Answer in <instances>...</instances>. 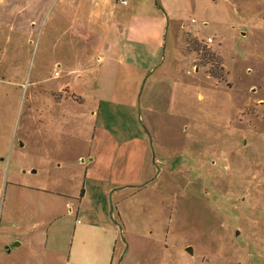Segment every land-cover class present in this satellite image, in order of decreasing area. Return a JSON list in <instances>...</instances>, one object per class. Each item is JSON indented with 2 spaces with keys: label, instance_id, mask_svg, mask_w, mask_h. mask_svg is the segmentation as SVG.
<instances>
[{
  "label": "rangeland",
  "instance_id": "1",
  "mask_svg": "<svg viewBox=\"0 0 264 264\" xmlns=\"http://www.w3.org/2000/svg\"><path fill=\"white\" fill-rule=\"evenodd\" d=\"M122 1L0 26V264H67L66 212L113 264H264V0Z\"/></svg>",
  "mask_w": 264,
  "mask_h": 264
},
{
  "label": "crops",
  "instance_id": "2",
  "mask_svg": "<svg viewBox=\"0 0 264 264\" xmlns=\"http://www.w3.org/2000/svg\"><path fill=\"white\" fill-rule=\"evenodd\" d=\"M11 0L0 3V26L7 31L29 34V26L42 17L54 0ZM51 2V3H50ZM34 13V14H33ZM27 16H30L28 19ZM33 16V18L31 17ZM115 192L114 190L112 191ZM70 212V211H69ZM73 218L68 212L57 215L47 224L43 247L54 254L66 257L67 264H113L118 252V229L121 228L110 214L107 223L90 221L69 227L67 220ZM33 229H37L34 225ZM71 238V239H70Z\"/></svg>",
  "mask_w": 264,
  "mask_h": 264
},
{
  "label": "water",
  "instance_id": "3",
  "mask_svg": "<svg viewBox=\"0 0 264 264\" xmlns=\"http://www.w3.org/2000/svg\"><path fill=\"white\" fill-rule=\"evenodd\" d=\"M34 172V171H33ZM238 233V232H237ZM17 246H19V243L18 242H15L13 245H12V247H17ZM185 251L189 254V255H193V249L191 248V247H187L186 249H185Z\"/></svg>",
  "mask_w": 264,
  "mask_h": 264
},
{
  "label": "built area",
  "instance_id": "4",
  "mask_svg": "<svg viewBox=\"0 0 264 264\" xmlns=\"http://www.w3.org/2000/svg\"><path fill=\"white\" fill-rule=\"evenodd\" d=\"M122 3L125 4V0H123Z\"/></svg>",
  "mask_w": 264,
  "mask_h": 264
},
{
  "label": "trees",
  "instance_id": "5",
  "mask_svg": "<svg viewBox=\"0 0 264 264\" xmlns=\"http://www.w3.org/2000/svg\"><path fill=\"white\" fill-rule=\"evenodd\" d=\"M214 77V76H213Z\"/></svg>",
  "mask_w": 264,
  "mask_h": 264
}]
</instances>
